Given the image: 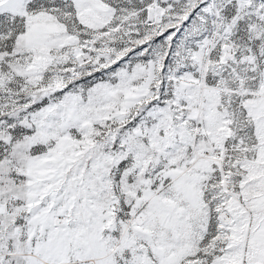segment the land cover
Returning a JSON list of instances; mask_svg holds the SVG:
<instances>
[{"label": "snow or ice", "instance_id": "1", "mask_svg": "<svg viewBox=\"0 0 264 264\" xmlns=\"http://www.w3.org/2000/svg\"><path fill=\"white\" fill-rule=\"evenodd\" d=\"M0 264H264V0H0Z\"/></svg>", "mask_w": 264, "mask_h": 264}]
</instances>
